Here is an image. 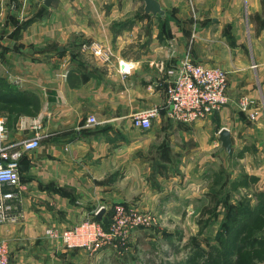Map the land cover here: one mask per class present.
Instances as JSON below:
<instances>
[{"label": "crops", "instance_id": "crops-1", "mask_svg": "<svg viewBox=\"0 0 264 264\" xmlns=\"http://www.w3.org/2000/svg\"><path fill=\"white\" fill-rule=\"evenodd\" d=\"M159 1L178 17L164 39L156 26L150 38L136 30L115 38L121 0H55L51 8L45 0H0V103L6 95L10 104L0 117L6 120V145L20 152L15 221L0 225L10 264L108 262L105 253L119 241L90 254L67 250L46 231H61L104 208L102 223L108 224L114 205L148 213L159 201L202 198L206 168L197 179L172 175L170 166L182 159L171 161L169 150L158 148L163 136H179L196 162L211 128L217 127L218 144L226 128L233 156L225 161L236 158L243 169L228 171L224 187L242 175L264 181V0ZM93 45L109 60L95 56ZM138 45L142 54L130 55L128 49ZM185 56L227 72L230 102L205 121L175 126L166 116L167 70ZM123 66L130 70L121 74ZM20 94L29 99L12 104L11 96ZM242 97L254 102L255 121L241 111ZM152 107L161 109L154 124L174 125L133 128V115ZM91 116L99 125L87 126ZM36 126L40 146L24 151Z\"/></svg>", "mask_w": 264, "mask_h": 264}, {"label": "rangeland", "instance_id": "rangeland-1", "mask_svg": "<svg viewBox=\"0 0 264 264\" xmlns=\"http://www.w3.org/2000/svg\"><path fill=\"white\" fill-rule=\"evenodd\" d=\"M120 8L124 11L121 10L122 15L115 22V30L121 35L136 30L140 38H150L156 26L158 37L164 39L170 22L167 17L161 21L145 17L142 0H121ZM167 13L177 21L175 11L167 10ZM142 45L129 48L128 53L141 55ZM174 123L153 124V127L173 126ZM216 130V126L211 128L205 150L197 151L200 154L196 162L192 159L194 152L183 146L179 136L173 137L172 141H168L170 137H162L165 140L159 142L158 148L162 151L168 149L171 161H177L180 156L182 159L181 165L170 166L172 175L197 179L201 170L206 168V183L199 188L202 198L188 200L174 196L175 199H169L173 201L171 203L159 201L151 212L140 211L151 218L148 223L134 227L127 238L118 239L119 243L105 253V257L111 260L100 264H109L110 261H114L112 264H264V213L257 215V207L264 204V181L250 182L242 175L231 186L224 187L227 172L240 173L243 168L236 158L233 163L225 161L229 157L216 142ZM165 155L160 153L158 157L165 158ZM200 164H203L201 169ZM188 201L193 203L192 208L188 207ZM245 229L247 234H241ZM248 238L258 239L257 244L261 243L258 250H241L240 245Z\"/></svg>", "mask_w": 264, "mask_h": 264}, {"label": "built area", "instance_id": "built-area-1", "mask_svg": "<svg viewBox=\"0 0 264 264\" xmlns=\"http://www.w3.org/2000/svg\"><path fill=\"white\" fill-rule=\"evenodd\" d=\"M91 50L104 61L109 60V55L101 46L93 45ZM129 70L127 67L119 68L121 74ZM165 94L167 118L175 123L194 125L207 120L229 104L228 75L221 67L197 64L189 56H185L167 70ZM253 103L249 97H242L240 109L248 114L250 120L255 121L259 112L251 108ZM160 114L161 109L158 107L137 112L132 117L131 125L135 129L149 131ZM86 124L96 126L99 125V121L91 116ZM39 128L35 127L38 132L33 139L23 142L24 151L34 150L40 146ZM5 142L6 120L5 117H0V225L15 221V202L21 187L17 167L20 152L11 150ZM112 210L108 230H105L102 223L96 219L99 211L93 217L72 224L61 231L48 229L46 235L52 239H60L67 250H81L91 254L104 245L127 238L134 227L148 223L151 219L140 211L125 209L121 205H116ZM0 264H10V250L5 242H0Z\"/></svg>", "mask_w": 264, "mask_h": 264}, {"label": "water", "instance_id": "water-1", "mask_svg": "<svg viewBox=\"0 0 264 264\" xmlns=\"http://www.w3.org/2000/svg\"><path fill=\"white\" fill-rule=\"evenodd\" d=\"M55 0H45V5L51 8ZM144 3V14L152 19L164 18L166 16V10L163 8L159 0H142ZM124 68V66H123ZM219 141L221 142V151L226 153L228 157L232 155L233 145L231 140V133L228 129L223 128L220 130ZM118 203V202H117ZM106 213V209L100 210L96 219L102 223L103 217Z\"/></svg>", "mask_w": 264, "mask_h": 264}, {"label": "trees", "instance_id": "trees-1", "mask_svg": "<svg viewBox=\"0 0 264 264\" xmlns=\"http://www.w3.org/2000/svg\"><path fill=\"white\" fill-rule=\"evenodd\" d=\"M144 16L145 17H148V18H150L149 16H146L145 14H144ZM168 18L169 20H170V22L171 21H173L171 18H170V15L168 16V13H166V16L164 17V18ZM164 18H157V20L158 21H161V20H163ZM150 19H152V18H150ZM152 20H154V19H152ZM112 32H113V34H114V37L115 38H117L119 35H121V32L120 31H116L115 30V24L112 26ZM29 95V94H28ZM27 94H20V95H16L15 97H12L11 96V100H10V102L13 104V103H15V101L14 100H16V101H20L21 99H24V100H28L29 99V96H28ZM4 97H5V102L4 103H0V112L1 111H6V110H8L9 108H10V104H9V102H8V100H7V97H6V95H4ZM27 98V99H26ZM21 112V111H20ZM251 181L252 182H256V179L255 178H251ZM264 213V204H261L260 206H258L257 207V215H258V213ZM110 223H111V221L108 223V224H103L102 223V226L104 227V229L105 230H108L109 229V226H110ZM241 234H243V235H246L247 234V230L245 229V230H242L241 231ZM251 238H248L247 239V241H245V242H243L241 245H240V248H241V250H243V251H256V250H258V248H259V246L261 245V243H259V244H257V241H258V239H256V240H254V239H252V240H250ZM171 247L172 248H174L175 249V247H174V244L171 242ZM174 253H176V250H174ZM211 262V261H210ZM168 264H184V263H168ZM188 264H192V263H188Z\"/></svg>", "mask_w": 264, "mask_h": 264}]
</instances>
